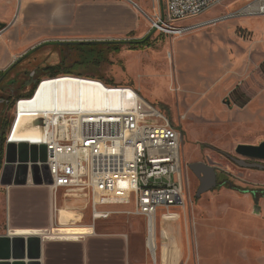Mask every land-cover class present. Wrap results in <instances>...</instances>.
Returning a JSON list of instances; mask_svg holds the SVG:
<instances>
[{"label": "rangeland", "instance_id": "obj_1", "mask_svg": "<svg viewBox=\"0 0 264 264\" xmlns=\"http://www.w3.org/2000/svg\"><path fill=\"white\" fill-rule=\"evenodd\" d=\"M133 1L151 16L159 0ZM92 2L89 21L80 18L83 8L75 5V19L68 26L72 29L66 33L110 38L107 41L149 35L152 46L138 50L125 46L119 53L87 65L71 63L68 56L65 60L74 66V76L98 75L108 84L137 89L181 133L184 205L162 215L163 220L180 218L178 223L187 228L191 253L189 260L180 264H196L194 245L197 264H264V197L260 192L264 191V171L239 167L226 157L241 159L235 154L237 145L264 142V15L237 16L253 0H225L181 25L218 18L217 21L170 37L151 31L143 12L128 0ZM94 12L105 15V21L92 17ZM118 12L123 15V24L106 21ZM18 26L20 21L14 25ZM75 41L78 40L45 41L34 54L40 55L51 48H73L70 43ZM14 105L15 100L7 107L0 104V138L8 133L14 121ZM4 154L5 147L0 142L1 168ZM194 163L223 171L232 186H221L196 198L198 180L188 168ZM256 163L264 165L263 161ZM252 190L259 191L257 201L250 193ZM61 203L60 193L58 208L64 206ZM110 211L108 218L95 220L94 234L75 242H63L53 249L58 251V256L62 253L63 264H123L125 240L133 243L137 264H141L139 259L145 253L153 264L144 245L145 219L134 214L133 205L115 206ZM75 212L74 221H68V216L57 217L58 227L93 225L89 209ZM162 212L158 213L159 229L166 223L161 219ZM163 235H167L165 231ZM100 247L102 255L98 252Z\"/></svg>", "mask_w": 264, "mask_h": 264}, {"label": "built area", "instance_id": "obj_2", "mask_svg": "<svg viewBox=\"0 0 264 264\" xmlns=\"http://www.w3.org/2000/svg\"><path fill=\"white\" fill-rule=\"evenodd\" d=\"M224 1L159 0L153 15L143 14L151 31L179 37L217 21L218 18L181 25ZM237 14L264 15V0H253ZM85 79L102 85L106 94L117 93L120 96L118 102L87 113L49 115L43 119V131L34 141L14 143L16 146L27 144L29 159L33 158L28 165L37 167L41 180L45 178L44 167H47L52 181L50 185H33L29 174L27 186L46 187L51 195V224L48 229L40 231L41 239L73 241L51 230L59 224L58 193L63 190L67 196L88 201L93 225L95 220L110 216L111 211L107 207L133 205L134 214L145 219V244L154 258L149 239L156 236L157 214L160 211L168 213L184 205L181 133L157 108L147 103L137 89ZM20 101L16 100L15 104ZM13 132L10 127L2 147L13 143ZM30 146H35V149H30ZM18 163L17 150L15 165Z\"/></svg>", "mask_w": 264, "mask_h": 264}, {"label": "crops", "instance_id": "obj_3", "mask_svg": "<svg viewBox=\"0 0 264 264\" xmlns=\"http://www.w3.org/2000/svg\"><path fill=\"white\" fill-rule=\"evenodd\" d=\"M128 1L133 5H137L133 0ZM75 5L78 8H83L80 18L84 21H89L91 15L89 10L94 7L92 0H0V23L4 25V28L0 30V87L3 85L7 88H14L20 80L25 79V77L27 78L24 80L26 82L24 87L16 93L15 101L24 99L32 91V85L38 83L41 79L61 75L74 76L73 73L76 71L71 63L75 62V59H78V57L84 56V53L76 52L74 48L68 47L51 48L40 55L34 54L35 48L43 42L69 39L78 41L110 39L99 36H75L74 34L66 33L72 29L68 26L75 19ZM113 8L118 9L119 6H114ZM138 8L144 13L141 7L138 6ZM104 16L95 14V12L92 15V17H96L99 21H105ZM209 20L211 19H207V21ZM18 21H20L21 26L14 27ZM106 21L113 24H123L124 18L118 12ZM34 24H38L39 26H32ZM37 41L41 42L36 44ZM67 56L70 57V64L65 60ZM81 75L86 74L75 75V77H88L104 81L107 85L120 86L112 83L108 84L103 77L98 75ZM0 189H2L0 191V235L8 237L10 240L14 238L26 240L30 237H39L41 239L39 235L23 232L34 230H38L37 232H39L50 227L51 195L49 189L43 186L14 185L0 186ZM60 193L64 205L67 202L69 204L78 202L90 211L87 200L80 198L75 200L74 197L65 195L63 190L58 195ZM112 207L115 206L107 207L106 209L110 211ZM162 215L163 212L160 214L161 219ZM178 220L175 218L163 220L166 223L162 224L161 229H159L157 214L155 257L153 258L148 253L153 264H180L185 259L189 260L191 246L187 238V228L178 223ZM91 227L95 231V226ZM52 229H57V227H53ZM157 230L161 243L157 240ZM163 231L167 235L164 236ZM88 235L91 236L92 234ZM77 239L79 240V237L75 240L77 241ZM75 240L73 239L71 242H75ZM41 241V259L39 260V264H63L62 253L60 252L58 256V251L54 252L53 249L58 248L63 242L69 241L47 239H41ZM124 243L126 257L123 264H137L138 256L133 250V243L129 240H125ZM144 245L146 247L145 242ZM103 247L105 248V245ZM194 248L197 264V247L194 245ZM98 252L102 255L101 247ZM139 260L141 264H150L146 253L141 255ZM8 262L13 263V260H9ZM27 262L28 260L25 259L24 263Z\"/></svg>", "mask_w": 264, "mask_h": 264}, {"label": "bare ground", "instance_id": "obj_4", "mask_svg": "<svg viewBox=\"0 0 264 264\" xmlns=\"http://www.w3.org/2000/svg\"><path fill=\"white\" fill-rule=\"evenodd\" d=\"M189 73V72H188ZM37 85L31 98L21 99L14 105V121L11 128L14 130L11 141L13 143L23 141H34L39 133L32 125L36 117L47 118L49 115L61 113H87L118 102L119 95L106 94L103 86L82 77L57 76L55 78H45ZM85 209L82 204H69L68 202L61 208H57V217L68 216V221L76 220L77 215L74 210ZM66 210V212H63ZM75 217V218H74ZM52 233L64 236L66 239H76L81 236L93 234L92 227L81 225L60 226L51 229ZM38 231V230H37ZM24 231L41 236L40 231ZM53 234V235H54ZM152 254H156L155 236L149 239Z\"/></svg>", "mask_w": 264, "mask_h": 264}, {"label": "water", "instance_id": "obj_5", "mask_svg": "<svg viewBox=\"0 0 264 264\" xmlns=\"http://www.w3.org/2000/svg\"><path fill=\"white\" fill-rule=\"evenodd\" d=\"M4 28V25L0 23V30ZM105 40H92V41H75L72 43L78 44H97L107 43ZM22 87V84H19ZM5 104L7 107L9 102L0 99V104ZM32 125L38 133H42L44 128V120L42 117H36L32 121ZM29 146L25 143H21L18 146L14 143H9L5 147L4 163L0 171V186H27L30 181L33 185H45L51 184V178L47 172V167H44L45 178L41 180L37 175V167L34 164L28 165V161H33V158L29 159L28 156ZM30 149L34 150L35 146H30ZM19 163L15 165L17 160ZM235 154L241 159L231 157L237 166L249 169L264 170V165L259 163L246 164L244 159L252 160L255 162H264V142L259 145L239 144L235 148ZM189 170L195 175L199 181V187L196 192V198L201 197L202 194L212 191L216 187V174L214 167L211 165H205L202 163H194L188 166ZM7 174L9 175L7 177ZM5 178V179H4ZM41 239L39 237H30L24 240L23 238H14L10 240L6 236L0 235V264H39L41 259ZM27 259L28 262L24 263ZM9 260H13V263H9Z\"/></svg>", "mask_w": 264, "mask_h": 264}, {"label": "trees", "instance_id": "obj_6", "mask_svg": "<svg viewBox=\"0 0 264 264\" xmlns=\"http://www.w3.org/2000/svg\"><path fill=\"white\" fill-rule=\"evenodd\" d=\"M45 44H42V46ZM70 45L74 46L73 48L75 49L76 52L84 53V56H81V58L78 57V59H75L76 64L87 65L92 61H102L103 59H106L107 56L111 53H119L120 50L125 46L129 47V49L131 50H138V49L150 48L152 46V43H151L149 35H146L145 37L141 39L113 40L107 43H97L94 45L93 44L84 45V44H78V43H72ZM68 48H71V47H68ZM55 77H52V78H55ZM36 87H34V89L24 99L31 98L34 94ZM4 139H5V135H2L0 138L1 146H3ZM255 201H257V199Z\"/></svg>", "mask_w": 264, "mask_h": 264}, {"label": "flooded vegetation", "instance_id": "obj_7", "mask_svg": "<svg viewBox=\"0 0 264 264\" xmlns=\"http://www.w3.org/2000/svg\"><path fill=\"white\" fill-rule=\"evenodd\" d=\"M44 46V45H43ZM42 46V44L41 45H39V46H37L36 48H35V50H37V49H39V48H42L43 47ZM25 79H27L26 77H25ZM25 79H22V80H20V82L18 83V84H22V87H19V86H16V87H14V88H7V87H5V86H1L0 87V99L2 98V99H4V101H7V102H9V104H11V103H13V101L15 100V96L17 95L16 93L21 89V88H23L24 87V84L26 83L24 80ZM37 84L38 83H34L33 85H32V89L31 90H33L34 89V87H36L37 86ZM4 104V103H3ZM8 104V105H9ZM5 125V124H4ZM226 157L230 160V161H232L235 165H237L236 163H235V161L231 158L232 156H229V155H226ZM235 158V157H234ZM245 163L246 164H249V163H256L255 161H252V160H249V161H245ZM202 164H204V163H202ZM206 165V164H205ZM253 170H258V169H253ZM0 171H1V165H0ZM214 171H215V174H216V187L213 189V190H215V189H217L218 187H221V186H232L231 185V182L229 181V179H228V177L226 176V174L225 173H223V171H221V170H218V169H214ZM262 171H264V170H262ZM194 175V174H193ZM9 175L7 174V177H8ZM195 176V175H194ZM5 179V178H4ZM197 179V178H196ZM198 180V179H197ZM198 184H200L199 183V181H198ZM199 187V186H198ZM259 191L258 190H252V191H250V193L253 195V198L254 199H257L256 198V195L257 194H259L258 193ZM261 192V194L263 195V197H264V191H260Z\"/></svg>", "mask_w": 264, "mask_h": 264}]
</instances>
